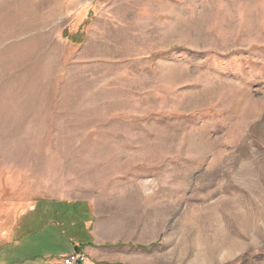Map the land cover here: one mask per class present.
<instances>
[{"label":"rangeland","instance_id":"1","mask_svg":"<svg viewBox=\"0 0 264 264\" xmlns=\"http://www.w3.org/2000/svg\"><path fill=\"white\" fill-rule=\"evenodd\" d=\"M264 264V0H0V264Z\"/></svg>","mask_w":264,"mask_h":264},{"label":"built area","instance_id":"2","mask_svg":"<svg viewBox=\"0 0 264 264\" xmlns=\"http://www.w3.org/2000/svg\"><path fill=\"white\" fill-rule=\"evenodd\" d=\"M85 257L82 253H72L63 258V264H83Z\"/></svg>","mask_w":264,"mask_h":264}]
</instances>
